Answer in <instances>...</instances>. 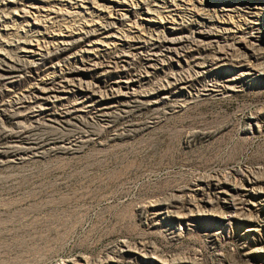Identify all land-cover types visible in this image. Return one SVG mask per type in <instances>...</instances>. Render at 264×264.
Here are the masks:
<instances>
[{
  "label": "rangeland",
  "instance_id": "1",
  "mask_svg": "<svg viewBox=\"0 0 264 264\" xmlns=\"http://www.w3.org/2000/svg\"><path fill=\"white\" fill-rule=\"evenodd\" d=\"M14 1L0 9V264H264V0H185L176 22L174 0H149L153 19L142 1L104 0L113 15ZM93 19L116 21L115 41L18 61L19 40L42 53ZM74 52L93 93L30 99Z\"/></svg>",
  "mask_w": 264,
  "mask_h": 264
},
{
  "label": "bare ground",
  "instance_id": "2",
  "mask_svg": "<svg viewBox=\"0 0 264 264\" xmlns=\"http://www.w3.org/2000/svg\"><path fill=\"white\" fill-rule=\"evenodd\" d=\"M5 2L1 3L0 5V9L2 11L5 12V9H7L9 6H10V1L11 0H4ZM97 0H94L93 2H95ZM140 1L143 2V5H145L146 7H141L140 6ZM159 1V0H157ZM200 1V0H199ZM13 2H15L13 0ZM78 1H76L77 3ZM117 2H121L124 3L125 5H128V6H132L133 5H137V6H140L141 9L143 10V12L145 13V15H147L146 17H148L149 19H153V17L156 15H153L152 13H160L161 10H159L158 8L156 7H153L154 5L151 4V2L149 0H129L128 4H126V0H117ZM193 2V0H192ZM196 2V1H195ZM201 2V1H200ZM98 5H101V6H105V7H108L109 11H111V14L113 13L114 11V6H117V5H114V4H111V2H108V1H104V0H98L96 2ZM203 3V2H202ZM159 4V3H158ZM108 5H113V6H108ZM161 5V4H160ZM174 5H186L185 3V0H174V2L172 3H169L167 5L169 9L168 12H170V14L172 15V19L174 22H176L178 19H180L181 21L184 20V18L187 16V11L184 10V9H179V8H175ZM157 6V5H156ZM196 6V5H195ZM199 6V5H198ZM202 6V5H201ZM111 7V8H110ZM132 7L131 9H128L129 11L132 10ZM162 7V6H160ZM186 7V6H185ZM222 7V6H221ZM175 8V9H173ZM189 8V7H187ZM200 8V7H199ZM198 8V9H199ZM62 9V8H61ZM193 9V8H192ZM201 9V8H200ZM204 9V8H203ZM195 10V9H194ZM173 11V12H172ZM191 11V10H190ZM202 11V9H201ZM201 11L198 10V12L200 13ZM221 12L220 13H223L225 14L226 12V9L224 8V6L221 8L220 10ZM3 12V13H4ZM82 12V11H81ZM164 12V11H163ZM219 12V11H218ZM217 12V13H218ZM75 12H72V11H66L65 14H71L73 15ZM80 13V12H79ZM93 13V12H92ZM129 12L126 11L125 13H120L119 15V20L121 22H123V20H126V19H129ZM204 13V12H203ZM206 13V12H205ZM210 13V12H209ZM78 14V13H77ZM118 14V13H117ZM162 14V13H161ZM193 14L194 11H193ZM208 14V13H207ZM222 14V15H223ZM93 15V14H92ZM113 15V14H112ZM159 15V14H158ZM197 15V14H196ZM214 15V14H213ZM217 15V14H216ZM220 15V14H219ZM217 15V16H219ZM221 15V16H222ZM202 16V15H201ZM206 16V15H204ZM70 17V16H69ZM1 18V16H0ZM160 18L162 19H165L166 16H162L160 15ZM214 18V17H211V19ZM18 19L17 17L13 16L12 17V20H15L16 22H18ZM210 19V20H211ZM94 20V19H93ZM168 20V19H167ZM2 21V20H1ZM95 21V20H94ZM103 21V20H102ZM138 21V20H137ZM137 21H135V23H138ZM7 23V21H5ZM88 22V20L86 21ZM97 22V23H96ZM114 23H116V21H107V22H98L95 21L94 23L92 24H86L85 26H83V28L79 31L78 35H75V37L71 38V39H67V38H62V39H58L57 43H54L52 45V47H49L47 48V50L45 52H42V53H39L37 52V49L35 46H32V39H28V38H25L24 40L22 41H18L17 42V47L21 50V52H24V56H29V57H32V58H29V57H26L24 58V56H20L21 59H19L18 61L20 60H23V61H26L27 63H29L30 65L32 66H35V64L40 61V60H45L47 57H49L50 55H59L61 52L65 51V50H68L72 45H74L76 42L80 41V40H85V41H88V46L85 51L88 52L90 50H95V47L97 46V43L98 42H102V43H109L110 44V41L114 40L115 39H112L111 36L114 35V34H117L116 30L114 29H109L111 28L112 26H114ZM123 24V23H122ZM138 24H142L143 27L141 26L140 29H144V27L146 28V26H144V23L143 22H140ZM137 24V25H138ZM3 25V24H2ZM5 25V24H4ZM1 26V25H0ZM32 26V25H31ZM136 26V25H135ZM138 27V26H137ZM163 27L165 28H168L169 26L167 25H163ZM173 27V26H172ZM226 27V26H225ZM1 29V28H0ZM153 29V28H152ZM226 29H230V28H224L223 30H226ZM97 30H102V34H106L107 39L105 38H102L101 36L97 35V37H94ZM161 30V29H160ZM159 29H157L158 32H156L157 34H154V31L155 29L149 33V35H146L145 33V37H148L147 39H149V42L150 39H154L153 38V34L155 36H158L160 35L161 31ZM165 30V29H164ZM141 31V30H140ZM147 31V30H146ZM160 31V33H159ZM174 31V30H173ZM203 31V30H202ZM33 33H38L39 35L42 34V30L39 28L38 30H35V28H32L30 27L29 29H26L25 30V33H24V36L25 37H28L30 36V34L33 35ZM203 33V32H201ZM44 34V33H43ZM128 35V34H127ZM126 35V36H127ZM166 35V34H165ZM122 36V35H121ZM133 36V35H132ZM144 36L142 35H139V38H145ZM40 37V36H38ZM46 37V36H45ZM123 37V36H122ZM134 37V36H133ZM170 38V37H169ZM168 38V39H169ZM179 38V37H178ZM181 38V37H180ZM146 39V40H147ZM156 39H159V38H156ZM162 39V38H161ZM171 39V38H170ZM173 39V37H172ZM189 39V38H188ZM119 40H126L125 38L124 39H119ZM134 40V39H133ZM141 40V39H140ZM179 40V39H178ZM177 40V42H178ZM190 40V39H189ZM198 40V39H197ZM56 41V40H55ZM142 41V40H141ZM160 41V40H159ZM144 43H148V41H145L143 40ZM175 42V41H174ZM14 43V42H13ZM115 43V42H114ZM125 42H123V44H125ZM129 47V46H128ZM141 47V46H140ZM177 47V46H176ZM134 48V47H133ZM130 49V48H129ZM171 49V48H170ZM168 50V49H167ZM125 51V50H124ZM170 51H174V50H170ZM2 52V51H0ZM5 53V52H4ZM84 53V52H83ZM82 53V57L80 58L77 54V52H74L72 53L69 57H68V65L70 67H62V65L60 66L59 65V62H55L53 65H51V73H52V76H48L49 78L46 79L42 77L41 81L46 85V86H39V85H36L35 87H33L32 90H30L29 92V97L30 99L33 98V99H36L37 100H44L43 102H41L42 104L46 105L47 108L49 104H51V102L57 100V99H61L63 98L62 94H59V91L60 90H63V91H66L67 93L70 91V90H76L75 87H76V83L80 85V87H78L77 85V89L82 90L81 93H93L92 90H91V87H81L82 86V78H80V74L79 72H81L82 70H86V68H84V63L85 61H87L85 59L86 56H84ZM130 55V54H129ZM9 55H7V53H5V56H0V59L1 60H4L6 61V59H9L8 57ZM90 56V55H89ZM11 58V57H10ZM29 58V59H28ZM88 58V56H87ZM16 59H11V61H14ZM9 61V60H8ZM17 62V61H16ZM66 65V64H65ZM50 73V72H49ZM59 77H61V79H59ZM129 84V83H128ZM27 101V98L24 97V98H21V102L22 103H25ZM32 101V100H31ZM34 102V101H32ZM46 109V108H45Z\"/></svg>",
  "mask_w": 264,
  "mask_h": 264
}]
</instances>
